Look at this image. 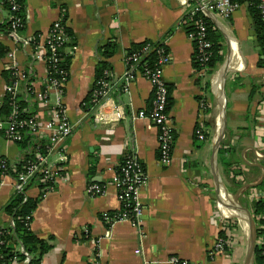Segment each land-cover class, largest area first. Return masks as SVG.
<instances>
[{
	"label": "crops",
	"instance_id": "1",
	"mask_svg": "<svg viewBox=\"0 0 264 264\" xmlns=\"http://www.w3.org/2000/svg\"><path fill=\"white\" fill-rule=\"evenodd\" d=\"M193 4L194 0H26V35L39 33L43 39L58 18L71 32L64 48L70 64L61 105L73 130L52 157L62 168L60 178L32 214L31 231L51 246L39 264H171V256L195 264H244L246 222L241 224L242 216L228 201L238 195V202L250 211L261 194L264 199V53L247 4L228 19L208 14L221 34L225 55L211 79L205 70L195 72L193 43L180 25ZM5 21L0 1V25ZM109 41L115 44L109 59L114 83L130 68L127 53L133 44L159 42L167 50L163 78L170 87L174 137L168 164L159 160L157 128L138 115L152 101V85L141 68L132 70L126 92L111 94L125 110L123 119L100 124L93 118L94 109L83 108L94 85L98 48ZM0 45L13 48L2 31ZM16 59L22 68L33 67L36 88H41L45 64L33 65L28 52H18ZM5 64L0 57L1 102ZM53 101L54 96L51 105ZM35 105V112L49 119V110ZM6 125L0 120V156L16 160L21 151L16 142L4 138ZM200 128L204 141L196 139ZM223 145L227 164L218 156ZM127 155L143 164L146 176L140 189L142 235L128 221L108 225L101 217L119 208L110 179ZM12 178L0 183L1 228L11 223L2 208L16 192ZM93 182L106 185L102 195L87 191ZM39 193L36 185L26 191L28 197ZM220 194L222 205L233 211L235 225L227 229L230 250L208 259L216 237L226 229L225 219L214 208Z\"/></svg>",
	"mask_w": 264,
	"mask_h": 264
},
{
	"label": "built area",
	"instance_id": "2",
	"mask_svg": "<svg viewBox=\"0 0 264 264\" xmlns=\"http://www.w3.org/2000/svg\"><path fill=\"white\" fill-rule=\"evenodd\" d=\"M244 5L245 3L241 0H194L193 6L189 8L187 13H200L207 16L208 14H215L228 19ZM16 7V3L13 2L11 11L16 10ZM256 8L262 24V34L264 38V0H257ZM7 21L11 26L10 35L7 36L13 44V48L5 53L4 58L6 64L4 66L12 70L18 79L11 85L6 84L5 93L11 92L14 94L16 88L25 80V68L18 65L16 54L18 52H28L32 58V64L42 62L46 67V76L42 79V87L39 89L36 88L35 71L32 66L29 67V70L33 72V80L30 82V100L35 104L39 103V105L49 110V119L46 121H44L43 117L40 116L37 111L32 114L26 122L16 120L13 118V115L10 117V121L4 129V138L16 142L21 139L18 128L27 125L33 134L37 135L39 138L45 139L48 144L45 154H37L35 159L24 167L23 171L12 178L15 191H18L22 190L36 175H41V179L44 183L50 182L55 184L57 179L60 178L59 175L62 168L56 165L52 157L55 150H57L60 144L71 135L73 130L70 122L64 117L61 105L64 87L68 80V77H66L68 71L66 68L62 67V62L64 60L63 55H65L64 48L69 40V36L66 34L64 20L58 18L52 23L44 38L41 39V36H39V40L33 45L31 44V37L23 32L25 24H23L22 18L11 14L8 16ZM188 36L191 40H197L196 44L200 61H207L210 54L207 50L210 48L211 44L204 38L205 32L203 30L199 31L197 37L192 34ZM157 54L158 62L154 69H149L145 65L139 64L141 55L135 54L133 56H127L130 62V68L126 71L122 80L119 81L120 85L119 82L108 83L103 80L98 81V89L94 90L92 93L91 101L94 105L93 118L96 122L112 125L123 119L125 117V110L121 104L111 99L112 91L116 85H119L120 90L126 92L129 82L133 78L132 70L141 68L143 75L152 85L153 100L151 111L148 114L145 111H140L138 115L147 118L152 125L157 128L159 160L162 164H168L171 159L174 137L173 125L167 109L169 104V92L163 78V69L168 63L169 58L165 47L159 48ZM52 96H54V101L51 105L50 99ZM2 104L3 101H0V106ZM10 104H12V102ZM196 139L199 141L205 140V133L202 128L196 130ZM13 161L14 160H9L10 163H13ZM5 168L6 162L0 161V183L5 178L10 177V175L5 172ZM144 172L143 164L134 155H127L124 157L121 164L118 166V170L112 174L110 179V184L116 190L119 208L117 212L112 215H110L109 212L102 213V220L106 224L111 225L117 221H128L137 228L140 235H142L141 224L144 207L140 200V189L146 182ZM105 188L106 185L93 182L88 186L87 191L93 196H98L104 193ZM221 194L219 195L220 198L214 202V208L218 212L217 216L224 219L233 218L234 214L232 213V209L222 205L224 200ZM261 197L262 194L257 199ZM228 202L230 203L231 201L229 200ZM31 218L32 217L29 216L26 217V220L29 221L28 224L31 223ZM4 242L3 229L0 227V247ZM17 250L23 257L13 255L7 262H1L0 254V264H30V254L25 251L22 246H18ZM222 252H224V242L222 238L217 236L212 248L208 252V259H214V257ZM169 262L171 264H195L175 256H171Z\"/></svg>",
	"mask_w": 264,
	"mask_h": 264
},
{
	"label": "trees",
	"instance_id": "3",
	"mask_svg": "<svg viewBox=\"0 0 264 264\" xmlns=\"http://www.w3.org/2000/svg\"><path fill=\"white\" fill-rule=\"evenodd\" d=\"M2 2V8L7 13V18L9 15L18 16L22 18L23 24L25 23V3L26 0H0ZM245 4L248 5L250 11L252 13V17L254 19V23L256 25V31L258 33V39L261 44V50L264 53V38L261 37L262 24L260 21V17L258 14V10L256 8L257 0H241ZM13 2L16 3V10L11 11V7ZM192 2V1H191ZM181 27L184 29L187 35L192 34L197 37V33L201 30L205 32V39L208 40L211 44L209 51L208 60L205 62L200 61L199 51L196 44V39L192 40L193 43V55H192V65L194 67L195 72H201L203 70L207 71V73L212 74L216 69L218 64H220L223 60V52L221 45V34L215 28L212 21L207 15H203L200 13L196 14H188L186 13L181 21ZM0 31L4 32L6 35H10L11 26L10 23L5 21L0 25ZM66 34L71 36V32L66 28ZM39 33H35L31 37V44H36L39 40ZM163 46L159 42H151L145 41L139 44H133L131 48L128 50L127 56H133L135 54L141 55L139 60V64L145 65L149 69H154L157 66L158 62V54L157 50L162 48ZM6 47L0 45V57H5V53L8 51ZM115 52V44L113 41L107 42L105 45H102L98 48V64L95 69L94 75V85L92 90L89 92L88 96H86L83 101V108L87 112L93 110L94 105L91 101V96L94 90L98 89L97 82L100 80L112 83V77L110 75L109 70L110 62L109 59ZM167 52V50H166ZM64 60L62 62V67L66 68L68 71V67L70 64V58L68 55H63ZM260 64H264V59L261 60ZM25 80L21 82L20 86L16 88L15 93L7 92L4 95L3 104L0 107V120L1 122L8 123L10 121V117L15 118L21 122H26L29 117L35 113L36 105L30 100V82L33 80V72L29 70V67L25 68L24 71ZM2 75L6 81L7 85H11L15 82L18 77L14 74V72L10 69L4 67L2 71ZM69 75L67 74L66 77ZM167 86V85H166ZM168 92L170 91V87L167 86ZM120 90V86L116 85L112 94L114 92H118ZM153 100V93H152ZM12 102V104H10ZM168 111L171 106L172 100L171 97L168 98ZM152 101L149 108L145 111L147 114L151 111ZM21 139L16 141L20 148V155L13 163H10L8 159L0 156V161L6 162L5 172L9 174L11 177H15L19 172L24 170L32 160L35 159L37 154H45L47 152V141L43 138H39L37 135L33 134V132L28 128L27 125H23L18 128ZM225 145L220 147L218 150V156L220 160L224 163L225 161V153L227 152L224 148ZM227 164V163H226ZM119 173V172H118ZM101 184V183H98ZM32 185H36L39 189L40 193L37 197H28L26 195V191ZM102 185V184H101ZM54 184L50 182L44 183L41 179V175L34 176L22 190L16 191L11 199L5 204L2 208L3 212L10 216L11 223L7 228L3 229V239L4 244L0 247L1 254V262H7L9 258L13 255H17L19 257H23V255L17 250L18 246H22L25 251H27L31 258L30 264H39L43 255L48 252L50 249V244L47 240L37 237L31 231L28 220L26 217H32V214L38 207L43 195L53 188ZM117 211L109 212L110 215L116 213ZM253 217L255 224V232H256V241L254 248V264H264V229L262 226L264 225V199L260 198L255 200L251 205V210L249 211ZM225 230H221L219 233V237L222 238L224 242V250L229 251L228 241L230 239L227 229H231L235 224H232V218L225 219Z\"/></svg>",
	"mask_w": 264,
	"mask_h": 264
},
{
	"label": "water",
	"instance_id": "4",
	"mask_svg": "<svg viewBox=\"0 0 264 264\" xmlns=\"http://www.w3.org/2000/svg\"><path fill=\"white\" fill-rule=\"evenodd\" d=\"M218 142L216 144V147L219 146V143L222 139V134L218 136ZM230 207L232 206L233 210H236L237 212L240 213V215L243 217V219L246 222L247 226V252H246V257H245V262L244 264H254V248H255V241H256V232H255V224L253 217L249 210H247L244 206H242L238 202V195L233 198V201L229 203Z\"/></svg>",
	"mask_w": 264,
	"mask_h": 264
},
{
	"label": "rangeland",
	"instance_id": "5",
	"mask_svg": "<svg viewBox=\"0 0 264 264\" xmlns=\"http://www.w3.org/2000/svg\"><path fill=\"white\" fill-rule=\"evenodd\" d=\"M224 51V50H223ZM223 55H225V54H223ZM221 68V65L219 64L217 67H216V69L213 71V73L210 75V79L212 78V77H214V75L217 73V71L219 70ZM227 86L229 87L230 86V84H229V82L227 83ZM237 222H239V221H237ZM31 224V223H30ZM30 224H29V227H30ZM241 224L243 225L244 224V220H243V218L241 219ZM246 224V223H245Z\"/></svg>",
	"mask_w": 264,
	"mask_h": 264
}]
</instances>
